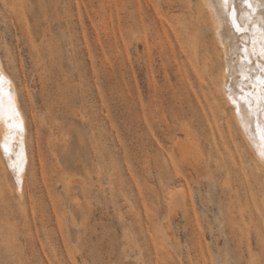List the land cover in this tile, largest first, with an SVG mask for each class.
<instances>
[{
  "label": "rangeland",
  "instance_id": "374dc122",
  "mask_svg": "<svg viewBox=\"0 0 264 264\" xmlns=\"http://www.w3.org/2000/svg\"><path fill=\"white\" fill-rule=\"evenodd\" d=\"M200 15L201 0H0L28 154L20 192L0 150V264H264V166Z\"/></svg>",
  "mask_w": 264,
  "mask_h": 264
},
{
  "label": "snow or ice",
  "instance_id": "6c2138e0",
  "mask_svg": "<svg viewBox=\"0 0 264 264\" xmlns=\"http://www.w3.org/2000/svg\"><path fill=\"white\" fill-rule=\"evenodd\" d=\"M218 13V18L221 21L220 35L222 43L224 42L225 31L229 41V49H232V38H236V46L232 49L231 54L226 51V61L228 63V75L234 76L239 74V80L236 84L229 82V99L233 104L237 105V114L241 115V105L237 101V96L240 101H243L245 106L244 114L241 115L242 123H245L247 117L248 128L251 129L252 116H256L255 129L252 133V139L255 141L257 135L260 141L264 142V119H260L257 112L264 113V60H261L258 65L255 79L259 83L258 91H250L256 89L257 85L252 83L255 63L252 57L264 58V20H258L256 17H264V0H218L215 5ZM260 35L259 52H257V40L255 32ZM251 34L250 40H245ZM4 83L5 78L0 73V120L4 119ZM238 84V88H237ZM8 120L10 129H20L21 125L16 123L19 113L12 106V98L9 94L8 99ZM14 144L5 138L4 142H0V150L11 159V152L14 150ZM264 159V151L260 153ZM17 166L21 160V156H16ZM19 182V178H18Z\"/></svg>",
  "mask_w": 264,
  "mask_h": 264
},
{
  "label": "bare ground",
  "instance_id": "6f19581e",
  "mask_svg": "<svg viewBox=\"0 0 264 264\" xmlns=\"http://www.w3.org/2000/svg\"><path fill=\"white\" fill-rule=\"evenodd\" d=\"M201 3L203 6V9H204V15L202 17L201 16L202 13H201L200 18L203 19V18H205V16L207 17V21L210 24V28H211L213 34L215 35L217 55L222 60V68H221V73H220L222 90L224 92V95H225L227 101L230 103V105L234 109L237 124L240 127V130L242 132V136L243 137L245 136L247 141H249V143L253 147L254 154L256 156V157L254 156L256 167H257L256 169L260 173L262 171V170L260 171L261 166L262 165L264 166V159H262V157L260 155L261 151H264V142L260 141L258 135H257L255 141L251 138L252 133L255 129L256 116L254 115L251 117L252 123H251V129H249L248 125L246 123L248 118L245 117V123H242V121H241V115H243L244 111H245V106L243 105V101H240L238 96H237V101L241 105V115H238L237 114V105L233 104L232 101L229 99V91H228L229 82H231L232 84H236L237 81L239 80V74L237 73L231 77L228 75V63L226 61L225 53L227 51V52H229V54H231L232 49H234L236 46V38L235 37L232 38V41H231L232 49H229V41L227 39V33L225 31L224 42L222 43V38L220 35L221 21L218 18V13H217L216 7H215V5L218 3V0H201ZM256 18L258 20H264V17H260L259 14L257 15ZM255 38L257 40L256 49H257V52H259L260 35H259L258 31L255 32ZM244 39L250 40L251 34H249L248 37H244ZM252 59L255 62L253 64V68L255 69V71L253 73L252 83L256 84L257 88L256 89H250V91H258L259 83L255 79V75H256V72H258V70H259L258 65H259L260 61L264 60V58L252 57ZM0 73H2L4 75V78H5V83H4L5 116H4L3 120H0V142H4L5 138H7L10 142V145L14 144V146H15L14 150L11 152V159H9L8 156H6L4 154L3 151H2V153H3V156H4L6 162L9 166L10 171L13 172V174L15 175L14 178L16 177L17 178L16 180H18V178H19L18 185H19V191H20V189L23 186L22 178H24V172H25L26 167L28 165V154L26 151V133H27L26 132V124H25L26 122H25V117H24V115L22 113V109H21L19 89H18L16 83L13 81V79L7 73L1 55H0ZM237 88H238V84H237ZM9 94L11 95V98H12V106L19 113V116L15 122L21 125L22 131L19 128L18 129H10L8 127V124L10 123V121L8 120ZM257 115H259L260 119H264V113L257 112ZM17 154H19L21 156V160H20L18 166H17V160H16ZM263 173H264V171H263ZM170 210H171V214H172V207ZM173 216L174 215H172V217ZM168 226H164L163 232H164L165 237L167 238L168 242L171 245H173L174 247H176L177 243H176V240L174 239V236H173L175 231H174V233H172L173 228L170 227V225H168ZM171 228H172V230H171Z\"/></svg>",
  "mask_w": 264,
  "mask_h": 264
}]
</instances>
